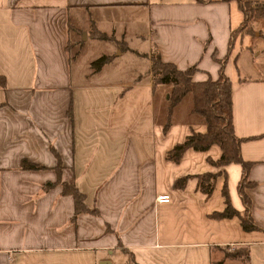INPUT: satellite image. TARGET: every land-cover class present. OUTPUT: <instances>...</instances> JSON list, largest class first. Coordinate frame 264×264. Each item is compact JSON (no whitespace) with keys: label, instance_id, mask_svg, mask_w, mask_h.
<instances>
[{"label":"crops","instance_id":"crops-1","mask_svg":"<svg viewBox=\"0 0 264 264\" xmlns=\"http://www.w3.org/2000/svg\"><path fill=\"white\" fill-rule=\"evenodd\" d=\"M205 1L0 0V264H264V19L231 37L243 21L236 3ZM97 34L116 56H143L144 75L92 70L75 45ZM136 42L144 53L130 49ZM151 55L194 68L193 83L216 80L214 59L224 61L233 134L251 138L239 151L257 230L209 217L225 208L224 180L229 206L243 212L240 166L208 162L218 147L165 159L205 124L190 94L168 113L171 88L151 86ZM203 173H218L209 196L196 189ZM62 185L83 196L84 211ZM160 195L169 203H155Z\"/></svg>","mask_w":264,"mask_h":264},{"label":"trees","instance_id":"trees-1","mask_svg":"<svg viewBox=\"0 0 264 264\" xmlns=\"http://www.w3.org/2000/svg\"><path fill=\"white\" fill-rule=\"evenodd\" d=\"M200 1V0H195ZM212 0H206L205 3H209ZM235 2L238 10L243 13V21L240 25V29L233 31L231 37L236 36L238 33L247 32V25L251 20L255 18L264 19V0H220V2ZM97 40L106 41L108 38L102 35H96ZM230 46V42L228 44ZM109 62L108 57H100L92 62L91 69L96 71ZM214 62L219 66L218 77L214 81H204L193 83L191 78L195 73L194 68H188L182 72L177 71L172 64H163L157 55H151L149 74H151V86L156 85H169L171 90L168 94V113L173 107H175L184 96L190 94L192 102V112L201 116L204 119L205 133L196 134L191 133L180 144H176L165 155V159L168 162L177 163L181 155L187 149H191L196 152L206 151L211 146H216L220 149V156L218 160L209 162L210 165L216 167H225L230 164H237L241 168V178L236 186V191L239 196L241 205L243 206V212H236L231 206H229L228 195L226 191V182L221 186V196L223 199V205L225 208L221 212L211 214L209 217L213 220L230 219L236 217L239 221L240 228L243 232L254 231L258 228L250 220V205L244 189L247 186L246 172L249 164L241 161L240 158V144L244 141L250 140L247 138L244 140L237 139L232 131V116H231V86L228 79L225 78L222 66L223 60H216ZM168 125H165L163 131L166 130ZM21 168L28 170L39 169L38 166H31L23 163ZM218 173L209 174L203 173L198 176H194L196 179V189L202 192L206 196H209L212 192V188ZM190 177H184L176 180L173 184L175 188H182L186 183V180ZM64 193L69 192V195L73 198L74 211L76 214L84 211L82 204L83 196L79 195L73 185H62ZM48 188V187H46ZM92 214L96 212L91 211ZM243 258H247V251H244Z\"/></svg>","mask_w":264,"mask_h":264},{"label":"rangeland","instance_id":"rangeland-1","mask_svg":"<svg viewBox=\"0 0 264 264\" xmlns=\"http://www.w3.org/2000/svg\"><path fill=\"white\" fill-rule=\"evenodd\" d=\"M130 45V49L134 52L137 51L138 53H144L145 51L146 44L144 43L140 44L136 42V44L131 43ZM75 46H77L78 51L80 49V54H82L80 59L82 61L87 60V58H91L93 62L101 57V54L108 53L111 56L117 57L115 62L104 65L105 68L103 70V75H108L109 78L120 79V81L124 80L125 82H133L137 73L144 75L142 73L145 71L146 59L143 56H138L127 51L122 52L121 56H116L119 51V47H117L118 45H116L114 41L109 42L107 40V42L101 43L98 40L88 38L84 44H82L80 40V42H78ZM236 253H238V251L234 250L233 253L228 254L227 257H233Z\"/></svg>","mask_w":264,"mask_h":264},{"label":"built area","instance_id":"built-area-1","mask_svg":"<svg viewBox=\"0 0 264 264\" xmlns=\"http://www.w3.org/2000/svg\"><path fill=\"white\" fill-rule=\"evenodd\" d=\"M154 201L155 203H159V204H167L169 203V197L167 195H160L157 196Z\"/></svg>","mask_w":264,"mask_h":264}]
</instances>
